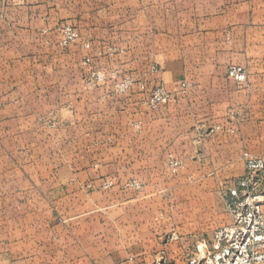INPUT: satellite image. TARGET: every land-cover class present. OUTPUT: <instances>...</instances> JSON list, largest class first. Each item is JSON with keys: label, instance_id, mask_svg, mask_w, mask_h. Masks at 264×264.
I'll list each match as a JSON object with an SVG mask.
<instances>
[{"label": "crops", "instance_id": "1", "mask_svg": "<svg viewBox=\"0 0 264 264\" xmlns=\"http://www.w3.org/2000/svg\"><path fill=\"white\" fill-rule=\"evenodd\" d=\"M2 2L0 264H187L177 231L158 243L175 215L149 161L173 149L216 182L243 174V152L264 162V0H128L113 22L82 15L66 47L59 15ZM92 72L134 84L89 88ZM138 84L176 100L152 111Z\"/></svg>", "mask_w": 264, "mask_h": 264}, {"label": "rangeland", "instance_id": "2", "mask_svg": "<svg viewBox=\"0 0 264 264\" xmlns=\"http://www.w3.org/2000/svg\"><path fill=\"white\" fill-rule=\"evenodd\" d=\"M2 3V0H0V14H2ZM24 3L31 7L44 9L41 12V16L47 15L52 19L55 15H59L62 18V22H59L58 25L68 24L65 21L66 17H72V20L76 23L73 22V24L69 25H73L79 34L82 15L86 16L89 14L90 17L91 15H96V10H99L100 14H103L102 17H105L104 19L111 18L113 22L121 14L114 9L127 5L128 0H24ZM196 96H190V98H186V101L194 103V97ZM225 96L229 97V99L232 97L229 93L207 94V97L213 99L214 97L223 99ZM173 100L174 98L172 97L168 103ZM210 132L212 130L208 131V133ZM171 151L182 160L184 165L182 170L178 171L180 168L179 159L177 157L174 158L171 153H168V155H171L178 162V168L175 173H172L167 167L166 161L168 155L165 159L157 158L149 161L150 164L154 165L153 169L155 170L154 176L151 178L152 181L156 180L168 184L166 191L163 192L165 195L163 200L166 202L170 201L171 205L168 204L169 209L175 215L174 218L171 217L169 220L156 225L155 229L159 233L157 236L158 243L165 244L168 241L174 240L172 233H176L177 231V234H180L182 238V245L187 246L190 250L198 241H203L206 245H210L211 240H213L214 235L218 231L232 224L231 211L226 204L228 199H226L223 193L228 187L235 186L237 180L243 177L244 171L241 176L237 175V171V173L231 175L233 177L221 178L216 182L213 179V175L194 171L191 159L176 153L173 149ZM252 156L255 157L254 155ZM255 158L259 159L258 157ZM238 160L241 162L240 156ZM241 164L243 165L242 162ZM143 177L144 175H142L141 180L145 179ZM224 177L228 176L224 175ZM154 223L153 220L152 224Z\"/></svg>", "mask_w": 264, "mask_h": 264}, {"label": "built area", "instance_id": "3", "mask_svg": "<svg viewBox=\"0 0 264 264\" xmlns=\"http://www.w3.org/2000/svg\"><path fill=\"white\" fill-rule=\"evenodd\" d=\"M54 30L60 35L63 47L79 39V34L72 25L61 24ZM84 48L88 49L89 45L84 44ZM107 52L112 54L114 49ZM91 61L92 58H85L81 61V66L86 67ZM227 77L236 83H243L246 80V70L229 67ZM107 82H112L114 94H125L134 84L130 78L117 79L114 75L107 77L93 72L87 77L86 86L95 88ZM181 86L186 87L184 83ZM138 89L145 95V106L152 111L166 105L172 98L162 84L151 88L138 84ZM240 160L244 165L243 177L223 193L228 199L226 204L231 211L232 224L218 231L210 245L198 241L187 264H264V162L246 152L240 155ZM166 164L172 173L176 172L178 162L171 155H168ZM132 186L137 187V183L133 182Z\"/></svg>", "mask_w": 264, "mask_h": 264}]
</instances>
